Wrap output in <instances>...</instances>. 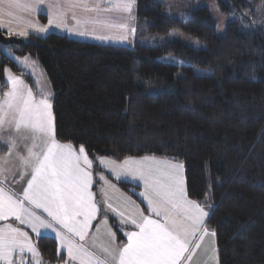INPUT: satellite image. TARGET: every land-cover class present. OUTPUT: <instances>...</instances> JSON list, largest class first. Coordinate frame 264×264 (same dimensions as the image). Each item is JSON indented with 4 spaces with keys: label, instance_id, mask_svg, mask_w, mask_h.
I'll return each mask as SVG.
<instances>
[{
    "label": "trees",
    "instance_id": "16d2710c",
    "mask_svg": "<svg viewBox=\"0 0 264 264\" xmlns=\"http://www.w3.org/2000/svg\"><path fill=\"white\" fill-rule=\"evenodd\" d=\"M255 1L264 8V0ZM215 2L223 14L237 16L221 36L205 7L179 18L155 0H135L130 47L49 33L5 48L37 61L45 73L58 142L83 146L95 172L100 157L181 162L188 197L209 207L205 224L216 233L218 264H264V29L244 17L253 12L249 0ZM171 31L205 49L138 41ZM5 68L29 81L0 47V92ZM117 186L143 206L139 187ZM109 222L120 239L117 223ZM35 246L40 264L63 263L54 239L38 237Z\"/></svg>",
    "mask_w": 264,
    "mask_h": 264
},
{
    "label": "snow or ice",
    "instance_id": "6c2138e0",
    "mask_svg": "<svg viewBox=\"0 0 264 264\" xmlns=\"http://www.w3.org/2000/svg\"><path fill=\"white\" fill-rule=\"evenodd\" d=\"M134 3L135 0H118L116 3L112 0H0V17L7 15L10 23L20 19L26 29H32L39 36L46 35L53 28L67 27V13L72 11L73 19H76L74 10L80 8L97 15L77 20V25L118 28L124 30L121 39L126 40L128 21L134 18L131 16ZM5 5L6 12L2 7ZM42 5L50 10L48 27L38 26L31 19V13ZM13 9L28 15L18 17ZM112 11L128 15H102ZM0 27H4L2 19ZM75 31L80 36L88 34L78 27ZM130 32L134 34L136 29L133 27ZM28 34V31L18 32L21 36ZM92 34H95L94 29ZM96 38L110 39L104 35ZM4 76L9 90L0 97V149L6 152L0 157V175L9 173L14 178L17 174L30 178L26 180L22 194L4 186L6 175L4 180H0V220L13 218L30 228L37 237H43L41 229L51 230L60 247L67 251L68 260L63 264H182V261L192 259L205 236H216L215 231L210 232L205 224L209 212L188 197L184 165L179 162L156 161L149 157H144L143 161L125 159L123 165L112 162L111 171L117 179L123 173L143 181L145 191L139 195L147 201L148 210L159 219L144 215L139 206L132 207L127 200L114 205L106 190L102 192V199H96L91 190L93 162L83 146L77 152L72 144L57 141L47 96L41 93V98L36 99L24 80L11 75L8 69L4 70ZM22 149L26 150V155ZM13 154L14 160L10 159ZM130 163L138 167H128ZM100 179L105 178L100 176ZM109 211L113 218H119L120 225L134 226V230L123 232L127 237L126 243H114L115 233L109 226ZM45 213L46 218L42 216ZM98 214L102 219L96 225V233L100 234L103 229L109 238L99 244V235L92 236L90 241L88 239ZM216 252L215 247L211 248L209 258L216 259ZM25 253L31 254L35 264H40V253L28 232L12 224L0 228V261L3 264H25Z\"/></svg>",
    "mask_w": 264,
    "mask_h": 264
},
{
    "label": "crops",
    "instance_id": "0c3cea01",
    "mask_svg": "<svg viewBox=\"0 0 264 264\" xmlns=\"http://www.w3.org/2000/svg\"><path fill=\"white\" fill-rule=\"evenodd\" d=\"M112 2L116 3V2H118V0H112ZM2 7L5 8V12H6L7 11L6 5L2 6ZM12 11L15 12L18 17H27V15H28L27 13L23 12L22 10L13 9ZM74 13H75L76 19H73V12L72 11H69L67 13V15L65 17V22H66L67 27L59 28V29L53 28L47 34L56 33V34H60V35H66L67 37H69L71 39H75V40H79V41H85V42H92V43H96V44L119 45V44H116L117 42H108L110 40H105L107 42L98 41L96 37L98 35L106 36V35H109V34L110 35H114L115 37L116 36L121 37V35L124 34V30H121V29H118V28H102L99 25H93V24L85 25L84 23H80L79 25H77V20L83 21L85 18H89V19L94 18V17H96L97 13H95V12H84L80 8H76L74 10ZM133 13H134V4L132 6L131 15H133ZM49 15H50V10L46 7V5H42L38 11H35V12L31 13V19H33L37 23L38 26L48 27ZM102 15H107L109 17H118L120 15L127 16L128 14L127 13H121V12H118V11H112V12H109V13H102ZM39 17L44 18V22L41 21ZM0 19H2L3 23H4V27H0V31L2 33H5L8 36L25 37V36L18 35V32H20V31H28L29 32L28 35L31 34V35L38 36L37 34H35L33 32L32 29H30V28L26 29L25 26H24V23L20 19L13 20V21H11V23H10V18L7 15H3L2 17H0ZM133 20H135V18ZM128 25L130 27V23L129 22H128ZM134 26H135V24H134ZM77 27L80 30L86 31L88 34H86L85 36H80V35L76 34L75 29ZM10 28H11V31H10ZM69 29H72L73 31L70 32ZM93 29L95 31V34H92L93 33ZM43 36H45V34H40L38 37H43ZM110 39H112V38H110ZM113 40H115V39H113ZM115 41H119V40H115ZM133 42H134V40H133ZM122 46H126V45H122ZM8 90H9V87L7 86L2 92L5 93ZM2 92L0 94L1 95L0 97L3 96ZM74 150L78 152L79 148H74ZM22 151H24V154L26 155V150L22 149ZM5 155H6V152L4 150L0 149V157H3ZM144 157L145 156L140 157V158H127V159L130 160V161H141V160H143ZM10 159L14 160L15 159V154H13V156L10 157ZM101 160H103L104 163H101ZM109 160L112 161V159L105 158V157L97 158L96 164L101 169L100 172L93 171V165H92L91 171L93 173L94 183H93V186H92L91 190L95 194L96 199H98V200L102 199L103 198L102 192L104 190H106L108 192V196L111 197V202L114 205L118 206L122 202L127 200L129 202L130 206H132V207L139 206V209L144 213V215L151 216L154 219H159V217L153 216V214L148 210L147 201L144 200L139 195V193L145 191L143 181L140 180L139 178H133L131 175H126V177L120 176V178L117 179L116 175L110 172V167H112L113 163H111V161H109ZM124 160L121 161L119 163V165H123ZM128 167L135 168V167H138V165L130 163V165ZM5 175L7 176V179H6V181H4V186L6 188L10 189L13 192H16L18 194H22L23 188L26 187V180L29 179L30 176L21 177L19 174H17L15 176V178H14L11 174L5 173L4 175H0V180H4V176ZM100 176H104L105 179L101 180ZM105 180L107 181V183H105ZM120 181L128 182V183H130L132 185H135V186L139 187V189H138V191L136 193L138 195V198L142 202L143 206L138 204L133 198H131V196L129 194H127L126 192H124L123 190H121L117 186V182H120ZM105 207H106V205H105ZM37 212L39 213L40 210H37ZM42 216L44 218H46V213L42 214ZM108 217L113 218V214L111 213V211L108 212ZM101 219H102V217L98 214L97 219L93 221V227L89 230V236H88V239L90 241L92 236L99 235V239L97 240L98 244L109 239L104 234L103 229L101 230L100 234L96 233V225H97V223L100 222ZM113 219L118 225V231H119L118 233L120 235V239H118L114 228L112 227L111 223L109 222V226L112 227V231L115 233V241H114V243L116 245H120L122 243H126L127 242V237L123 235V232L124 231H128V230H134V226H131V225H127V226L120 225L118 223V219H119L118 217H115ZM205 222H206V218H205ZM8 224H12L15 227H19L21 230L28 232L31 242L35 245V242H36L38 237H37L36 233L32 232V230L30 228H28L25 225H20L19 222L15 221L13 218H9L8 220H0V228L5 227ZM41 232L43 233V236L50 237V238L55 240L56 245H57V251L59 253H63L64 261H67L68 260L67 251H66V249H63V248L60 247L59 240H58V238L55 237V234L51 230L41 229ZM198 237H199V234H197V239H198ZM208 237H209V241H211L209 235H208ZM212 241H213V238H212ZM205 246H206V241L203 240L201 242V247L199 249L195 250V253L193 254V258L190 261H182V264H199V261L201 259L205 258L206 251L208 252V250H207V248ZM208 246H210V245L208 244ZM90 250L91 251H98L97 249H91V248H90ZM208 253L210 255V250H209ZM207 254H206V256H207ZM25 258H26V260H25L26 263L35 264V261L32 259L31 254L25 253ZM13 259H14V261L17 260V257H16L15 254H14ZM0 264H3V262L0 261ZM210 264H218L217 256H216V259H214V260L210 259Z\"/></svg>",
    "mask_w": 264,
    "mask_h": 264
},
{
    "label": "rangeland",
    "instance_id": "374dc122",
    "mask_svg": "<svg viewBox=\"0 0 264 264\" xmlns=\"http://www.w3.org/2000/svg\"><path fill=\"white\" fill-rule=\"evenodd\" d=\"M155 2L163 4L164 13L166 15L179 16V18L187 17L190 14V11L195 9V8H198V7L207 8L209 13L213 17V19L216 21V34L219 36L223 35V33L225 31L226 24L228 22H230L232 19L237 17L234 13H232L230 15L223 14L218 9L215 0H155ZM249 2L253 3V12L250 11L244 17L249 19L247 21H249L250 23L257 25L258 27H261L264 29V8L260 4V2H257L255 0H249ZM131 16L134 17V13ZM133 19L128 21L130 23V27H129V31L127 33V39L126 40H122L121 37H119V36L115 37L114 35H110V34L106 35V36H108L112 39H104V40L97 39V40L98 41L110 40L108 42H117L116 44H119V45H126L129 47L132 46L134 43L133 42L134 34H132L130 32V29L133 28V26H134L135 20H133ZM25 37H27V36H25ZM25 37H17V38L23 39ZM113 39L119 40V41H115ZM156 39H158V40H162V39L176 40V41H179V42H181V43H183V44H185V45H187L193 49H197V50L205 49V45L199 43L196 39H194L188 35L182 34L180 32H177V31H171L166 36H159V37L158 36H150L148 33L147 34L145 33V35L138 37V41L140 43H148V44H152V45L157 44L156 43L157 41H155ZM105 42H107V41H105ZM2 49L4 51V54H6L9 58H11L15 62V64L18 66V68L23 69V73L27 75L29 81L26 80L22 76H20V77L24 80L25 84L29 88H31L35 98L40 99L41 93H42L44 96H47L48 101L51 104L52 91H51L50 83H49L45 73L43 72L42 68L40 67L39 63L37 61L33 60L32 58L28 57V56H17L13 52H10L9 50H7L5 47H2ZM25 65H26V67H25ZM5 69L10 70L11 75L19 76V75L14 74L10 68H5ZM194 71L197 74H209V71L204 70V69L196 68ZM4 82H5V77H4ZM6 87H7V85H6ZM0 94H1V92H0ZM51 112H52V110H51ZM52 116H53V114H52ZM145 157L155 158L156 161H168V162H172V163L179 162L177 160L164 158V157H156V156H145ZM109 161H111V160H109ZM121 161H123V160H121ZM121 161L112 160L111 163L115 162L116 165H119V163ZM141 161H143V160H141ZM179 163H181V162H179ZM112 167H113V165H112ZM112 167H110L111 173H113L111 171ZM113 174H115V173H113ZM183 175H184V171H183ZM120 176L126 177V175L123 173ZM200 205H201V207L204 208L205 211L209 212L208 205L201 204V203H200ZM206 219H207V217H206ZM209 236H210L211 241H209L208 236H205V238H204V241H206L205 247L207 248L208 252L211 248H213V247L216 248L215 237H212L210 234H209ZM212 238H213V241H212ZM208 244L211 247L208 246ZM208 252L206 251L205 258L201 259L199 261V264H210V258H209L210 255ZM206 254H207V256H206ZM216 256H217V252H216ZM192 258H193V255H192ZM217 262H218V260H217Z\"/></svg>",
    "mask_w": 264,
    "mask_h": 264
},
{
    "label": "water",
    "instance_id": "95a60500",
    "mask_svg": "<svg viewBox=\"0 0 264 264\" xmlns=\"http://www.w3.org/2000/svg\"><path fill=\"white\" fill-rule=\"evenodd\" d=\"M26 41L21 38L13 37V36H5L0 31V47H8L11 45H25Z\"/></svg>",
    "mask_w": 264,
    "mask_h": 264
},
{
    "label": "built area",
    "instance_id": "2783aa9c",
    "mask_svg": "<svg viewBox=\"0 0 264 264\" xmlns=\"http://www.w3.org/2000/svg\"><path fill=\"white\" fill-rule=\"evenodd\" d=\"M25 264H27V263L25 262Z\"/></svg>",
    "mask_w": 264,
    "mask_h": 264
}]
</instances>
